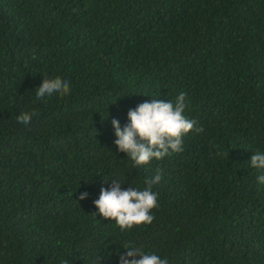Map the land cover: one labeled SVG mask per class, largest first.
<instances>
[{
  "label": "trees",
  "instance_id": "obj_1",
  "mask_svg": "<svg viewBox=\"0 0 264 264\" xmlns=\"http://www.w3.org/2000/svg\"><path fill=\"white\" fill-rule=\"evenodd\" d=\"M56 77L69 93L37 98ZM181 92L196 122L182 151L134 166L112 119L123 129L130 109ZM257 152L264 0H0V264H119L129 246L168 264H264ZM158 170L151 224L98 214L101 187L143 190Z\"/></svg>",
  "mask_w": 264,
  "mask_h": 264
},
{
  "label": "clouds",
  "instance_id": "obj_2",
  "mask_svg": "<svg viewBox=\"0 0 264 264\" xmlns=\"http://www.w3.org/2000/svg\"><path fill=\"white\" fill-rule=\"evenodd\" d=\"M69 83L60 77L44 79L36 91L37 98L44 99L53 94L64 95L69 93ZM186 93L181 92L176 98L175 105L172 101L152 99L139 104L127 113L129 122L121 128L117 119L111 123L117 139L114 141L119 152L127 153L134 161V166L147 165L155 158L165 157L171 152L182 151V138L190 132L194 120L183 115L185 110ZM35 112L21 113L17 121L27 124ZM203 132L202 127L196 128ZM253 168H264V153L257 152L250 157ZM161 175L157 174L145 180L143 190L132 187L122 189L123 184L119 179H113L109 188H100L99 198L93 203L98 209V214L103 218L114 220L121 231L133 228L134 225L151 224L154 217L151 210L157 207V193L152 191V186L159 183ZM259 183H264V175L257 177ZM106 183V182H105ZM89 194L83 192L79 199H85ZM97 215V213H94ZM126 252L120 254L119 264H168L167 258L161 259L155 253H145L140 249L129 246ZM139 255L140 258L136 259ZM131 258V259H130Z\"/></svg>",
  "mask_w": 264,
  "mask_h": 264
}]
</instances>
